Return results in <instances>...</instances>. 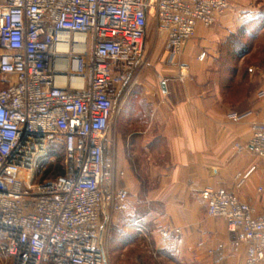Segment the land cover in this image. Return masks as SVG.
<instances>
[{
	"label": "built area",
	"instance_id": "built-area-1",
	"mask_svg": "<svg viewBox=\"0 0 264 264\" xmlns=\"http://www.w3.org/2000/svg\"><path fill=\"white\" fill-rule=\"evenodd\" d=\"M228 9V0H11L0 12V264H112L106 229L129 209V193L110 129L148 20L183 69L197 25ZM251 132L246 148L264 158V125ZM51 143L64 151V175L37 183ZM249 174H238V188ZM201 195L232 249L245 247V264H264V215L226 189Z\"/></svg>",
	"mask_w": 264,
	"mask_h": 264
},
{
	"label": "crops",
	"instance_id": "crops-1",
	"mask_svg": "<svg viewBox=\"0 0 264 264\" xmlns=\"http://www.w3.org/2000/svg\"><path fill=\"white\" fill-rule=\"evenodd\" d=\"M228 2L211 27L197 25L179 57L183 69L168 61L166 34L147 28L132 131L117 142L134 225L152 218L181 230L166 241L181 264H245L225 220L207 215L204 189L229 190L264 215V158L246 148L251 126L264 125V0ZM141 209L149 213L138 218Z\"/></svg>",
	"mask_w": 264,
	"mask_h": 264
},
{
	"label": "rangeland",
	"instance_id": "rangeland-1",
	"mask_svg": "<svg viewBox=\"0 0 264 264\" xmlns=\"http://www.w3.org/2000/svg\"><path fill=\"white\" fill-rule=\"evenodd\" d=\"M10 4L11 0H0V12ZM156 28L155 19L150 17L148 20L149 34L155 32ZM134 82V76H131L116 99L110 137L115 136L117 142L119 136L122 138L125 132L132 131L133 120L131 115H128V109L132 102L130 96L134 91ZM43 165L44 168L38 172L35 179L37 183L52 178L57 173L58 167L64 166V151L59 144H50L48 157L45 158ZM148 213L141 209L138 213L136 212V216L141 218ZM133 217V213L128 209L124 212H115L109 218L106 242L112 264H181V261L171 254L172 249L166 245L167 239L171 236H181V230L178 229L179 233H176L177 229L160 226L152 218H147L134 225Z\"/></svg>",
	"mask_w": 264,
	"mask_h": 264
},
{
	"label": "trees",
	"instance_id": "trees-1",
	"mask_svg": "<svg viewBox=\"0 0 264 264\" xmlns=\"http://www.w3.org/2000/svg\"><path fill=\"white\" fill-rule=\"evenodd\" d=\"M59 175H64V168L63 167H58L57 173L53 177H57Z\"/></svg>",
	"mask_w": 264,
	"mask_h": 264
}]
</instances>
